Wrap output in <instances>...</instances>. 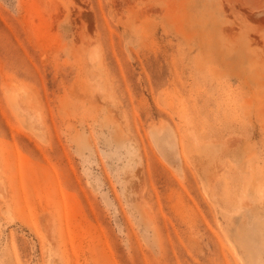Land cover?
<instances>
[{
  "label": "rangeland",
  "instance_id": "rangeland-1",
  "mask_svg": "<svg viewBox=\"0 0 264 264\" xmlns=\"http://www.w3.org/2000/svg\"><path fill=\"white\" fill-rule=\"evenodd\" d=\"M0 264H264V0H0Z\"/></svg>",
  "mask_w": 264,
  "mask_h": 264
}]
</instances>
